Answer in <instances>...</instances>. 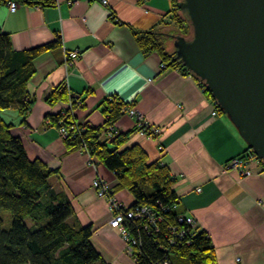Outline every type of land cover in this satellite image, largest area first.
Here are the masks:
<instances>
[{
	"label": "crops",
	"instance_id": "crops-1",
	"mask_svg": "<svg viewBox=\"0 0 264 264\" xmlns=\"http://www.w3.org/2000/svg\"><path fill=\"white\" fill-rule=\"evenodd\" d=\"M24 1L29 0H16L14 11L0 1V31L8 35L12 49L26 50L57 37L60 45L33 61L35 73L27 87L35 100L27 115L9 108L0 110V117L13 124L12 133L21 138L28 158H39L58 171L50 182L74 208L69 222L92 226V244L103 261L134 264L119 233L108 225L106 201L91 188L97 176L110 186L116 180L84 152L67 151L58 129L44 120L64 106H49L44 100L60 82L83 101V108L74 112L78 121L101 126L98 105L116 95L158 129L156 137L134 131L127 145L138 144L149 161L160 159L167 165L180 207L207 233L216 264H264L263 164L248 163V176L226 169L229 159L246 150L228 118L213 114L212 103L191 76L171 68L161 71L160 57L154 52L143 55L128 27L111 17L152 31L166 20L172 0H107L105 5L102 0H51V6ZM69 52H75L71 59L65 57ZM134 125V118L122 115L114 127L126 132ZM114 196L125 206L133 203L124 190Z\"/></svg>",
	"mask_w": 264,
	"mask_h": 264
},
{
	"label": "trees",
	"instance_id": "trees-1",
	"mask_svg": "<svg viewBox=\"0 0 264 264\" xmlns=\"http://www.w3.org/2000/svg\"><path fill=\"white\" fill-rule=\"evenodd\" d=\"M5 2L6 0H0ZM16 1V0H15ZM172 0V7L152 31H140L120 21L111 14L115 24L127 26L134 42L143 55L156 53L160 57V69H175L180 74L197 81L202 93L212 103L214 114L223 115L216 99L200 78L176 58L173 46L176 36L189 39L192 29L185 10ZM30 5L51 6V0L24 1ZM60 45V38L26 50H13L9 37L0 31V110L16 109L25 117L34 103V96L27 84L35 73L33 61L40 54ZM49 106L64 104L56 113L46 114L44 120L57 129L63 128L62 137L67 151L79 150L101 164L115 176L116 183L110 192L124 190L132 198L128 206L134 210L146 207L152 222L147 218L125 220L124 226L134 239L135 264H216L213 246L207 233L189 226L179 218H185L178 196L173 189L174 179L165 163L149 161L146 152L138 144L127 145L130 135L142 128L121 132L115 122L125 115L131 103L123 102L116 95L105 97L98 105L104 117L101 126L78 121L75 111L83 108L78 93L68 90L64 82L52 87L45 97ZM24 120H22V123ZM151 126L144 127V134ZM13 124L0 117V209L10 213L8 229H3L0 217V264H107L92 244V226L70 223L74 208L62 190L56 191L50 179L58 175L39 158L27 157L20 137L12 133ZM256 158L246 146L241 154L232 157ZM31 221V225L25 223ZM183 234H179V232Z\"/></svg>",
	"mask_w": 264,
	"mask_h": 264
},
{
	"label": "water",
	"instance_id": "water-1",
	"mask_svg": "<svg viewBox=\"0 0 264 264\" xmlns=\"http://www.w3.org/2000/svg\"><path fill=\"white\" fill-rule=\"evenodd\" d=\"M177 6L192 35L174 38L176 58L264 161V0H181Z\"/></svg>",
	"mask_w": 264,
	"mask_h": 264
},
{
	"label": "built area",
	"instance_id": "built-area-1",
	"mask_svg": "<svg viewBox=\"0 0 264 264\" xmlns=\"http://www.w3.org/2000/svg\"><path fill=\"white\" fill-rule=\"evenodd\" d=\"M6 1L8 9L10 11H14L17 7L16 1ZM106 3L107 0H102L103 5H105ZM74 56L75 52H69L65 55V57L68 59H71V57ZM124 113L125 115L134 118L135 125L139 128H142V131H140V133L144 134L143 130L147 123L145 122L142 114L132 107L125 109ZM58 131L60 136H63L65 134V130L63 128L58 129ZM149 132H151L152 134H158V129L155 127H150ZM159 149H161V147H159ZM89 159L91 162V158ZM251 162L252 159L231 158L226 163L225 168L235 170L241 176H248L251 174V170L249 168H246V165ZM110 187L111 186L108 184V182H106L99 176L95 177L91 183V188L95 192L96 196L107 201L108 209L110 212V219L108 223L109 227L117 230L124 243L125 252L127 253V255L133 258V244H135V241L133 238H131L129 231L123 223L127 219L136 221L141 218H147L148 221L152 222V215L146 207H139L135 208L134 210L129 209L128 206H125L121 201H119V199H117L114 195L111 194ZM196 191H199V189H197ZM183 220L189 226H195V222L191 217L186 216L184 219L179 218L180 222H182ZM179 234H183V232L181 231L179 232ZM133 262L135 264L134 258ZM163 264L167 263L164 262Z\"/></svg>",
	"mask_w": 264,
	"mask_h": 264
},
{
	"label": "rangeland",
	"instance_id": "rangeland-1",
	"mask_svg": "<svg viewBox=\"0 0 264 264\" xmlns=\"http://www.w3.org/2000/svg\"><path fill=\"white\" fill-rule=\"evenodd\" d=\"M132 108H133V106H132ZM59 132V131H58ZM145 135V134H144ZM159 147H161V146H159ZM158 147V148H159ZM161 149H162V147H161ZM160 149V150H161ZM90 158V157H89ZM226 166V165H225ZM228 170H232V169H228ZM237 172V171H236ZM241 176V175H240ZM93 190V189H92ZM95 193V192H94ZM95 196H96V194H95ZM97 197V196H96ZM98 198V197H97ZM99 199H102V198H99ZM106 201V200H105ZM106 204H107V201H106ZM0 217H1V219H2V221H3V225H2V227H3V229H8L9 228V226H10V222H11V215H10V213L9 212H7V211H5V210H3V209H0ZM25 223L27 224V225H31V221L29 220V219H25ZM121 238V237H120ZM130 258H132V257H130ZM132 260H133V258H132ZM134 263V262H133Z\"/></svg>",
	"mask_w": 264,
	"mask_h": 264
}]
</instances>
